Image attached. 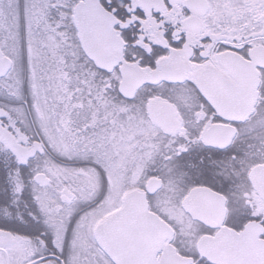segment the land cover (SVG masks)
<instances>
[{
  "label": "snow or ice",
  "instance_id": "snow-or-ice-1",
  "mask_svg": "<svg viewBox=\"0 0 264 264\" xmlns=\"http://www.w3.org/2000/svg\"><path fill=\"white\" fill-rule=\"evenodd\" d=\"M0 264H264V0H0Z\"/></svg>",
  "mask_w": 264,
  "mask_h": 264
}]
</instances>
